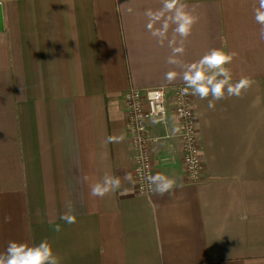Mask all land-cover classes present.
Instances as JSON below:
<instances>
[{
	"label": "crops",
	"instance_id": "crops-1",
	"mask_svg": "<svg viewBox=\"0 0 264 264\" xmlns=\"http://www.w3.org/2000/svg\"><path fill=\"white\" fill-rule=\"evenodd\" d=\"M184 2L198 22L182 45L176 36L179 58L234 51L233 82L253 84L213 109L211 97L192 95L205 163L198 181L185 173L177 120L149 119L155 171L176 182L161 197L137 190L123 101L132 87L184 84L167 63V41L146 28L145 11L161 0H0V253L10 241L47 239L59 264H264L258 0ZM105 175L119 177L120 189L91 196ZM69 205L73 224L60 219Z\"/></svg>",
	"mask_w": 264,
	"mask_h": 264
},
{
	"label": "clouds",
	"instance_id": "clouds-1",
	"mask_svg": "<svg viewBox=\"0 0 264 264\" xmlns=\"http://www.w3.org/2000/svg\"><path fill=\"white\" fill-rule=\"evenodd\" d=\"M195 7V6H193ZM131 11V9H129ZM148 23L146 28L151 35L157 38L161 46L167 41L172 54L168 57L167 63L174 65L181 70L182 80L186 87L183 94L198 96L201 100L208 99V107L215 108V102L228 97H241L243 93L252 86L253 81L249 77H241L233 82V74L229 67L237 55L236 52H225L221 48H212L199 60L191 63H184L179 57L183 54V47L177 46L176 36L183 39L189 37L193 26L198 22V17L189 11V6L184 0H161V6L157 10L147 9L144 13ZM254 19L259 24V38L264 40V0H258V6L254 8ZM171 29L173 36L168 38ZM177 77L176 71L166 73L169 81ZM158 121H153L156 123ZM116 139L109 137L111 142ZM120 140L123 136L119 137ZM85 179H87L85 177ZM124 179L132 180L130 173H126ZM150 190L158 196L171 195L175 188V180L166 174L157 172L155 175L146 177ZM121 187V179L111 175H105L103 179L90 188V195L103 198L110 192ZM61 220L67 224L76 222V216L69 205L68 211L61 215ZM11 217H5V222H10ZM54 231L60 232L62 226L56 224ZM0 264H59L51 243L45 239L38 244H25L17 241H10L3 253H0Z\"/></svg>",
	"mask_w": 264,
	"mask_h": 264
},
{
	"label": "built area",
	"instance_id": "built-area-1",
	"mask_svg": "<svg viewBox=\"0 0 264 264\" xmlns=\"http://www.w3.org/2000/svg\"><path fill=\"white\" fill-rule=\"evenodd\" d=\"M185 84L173 87L139 89L132 87L123 95L128 114L127 130L134 149V176L136 187L142 195H151L146 177L155 175L152 146L155 137L151 134L148 121L155 119L166 122L172 115L178 122L182 141V163L190 181L203 177L205 163L202 154L198 120L193 106L191 90L183 94Z\"/></svg>",
	"mask_w": 264,
	"mask_h": 264
},
{
	"label": "water",
	"instance_id": "water-1",
	"mask_svg": "<svg viewBox=\"0 0 264 264\" xmlns=\"http://www.w3.org/2000/svg\"><path fill=\"white\" fill-rule=\"evenodd\" d=\"M3 12H2V5L0 3V30L3 29Z\"/></svg>",
	"mask_w": 264,
	"mask_h": 264
},
{
	"label": "rangeland",
	"instance_id": "rangeland-1",
	"mask_svg": "<svg viewBox=\"0 0 264 264\" xmlns=\"http://www.w3.org/2000/svg\"><path fill=\"white\" fill-rule=\"evenodd\" d=\"M182 154H183V152H182Z\"/></svg>",
	"mask_w": 264,
	"mask_h": 264
}]
</instances>
